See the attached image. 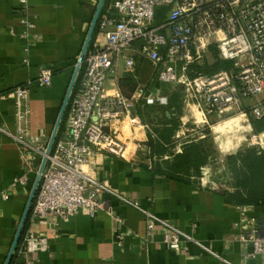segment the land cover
<instances>
[{
  "label": "crops",
  "instance_id": "crops-1",
  "mask_svg": "<svg viewBox=\"0 0 264 264\" xmlns=\"http://www.w3.org/2000/svg\"><path fill=\"white\" fill-rule=\"evenodd\" d=\"M97 2L27 0L24 8L19 0H0V264L8 255L38 166V156L33 154L30 163L25 161L21 146L12 139L14 105L6 95L18 85L33 82L28 95V129L35 142H48ZM23 17L33 26L26 28L20 22ZM93 40L103 43L98 32ZM133 48L125 56L134 59L137 52ZM136 63L134 60L135 71L127 74L124 57L119 58L108 72L105 94H124V78L139 76ZM44 66L52 70L51 83L40 87L34 80ZM157 83L153 76L146 94L156 95ZM186 112L185 121L194 116L201 119L192 103ZM106 129L129 144H139L141 151L147 149L146 128L139 118L123 117ZM217 158L220 156H214ZM95 171L98 180L132 204L100 192V206L93 214L84 208L63 219L50 215L33 218L29 213L9 264H26L27 260L31 264H264L263 255H249L252 244L248 238L264 232V205L236 204L216 187L232 186V181L217 182L209 164L196 181H184L154 172L138 155L129 161L97 152ZM22 176L23 183L12 185ZM141 209L202 242L214 254L192 243L186 249H170L162 242L159 225L147 232ZM27 232L45 237L46 248L21 252Z\"/></svg>",
  "mask_w": 264,
  "mask_h": 264
},
{
  "label": "built area",
  "instance_id": "built-area-1",
  "mask_svg": "<svg viewBox=\"0 0 264 264\" xmlns=\"http://www.w3.org/2000/svg\"><path fill=\"white\" fill-rule=\"evenodd\" d=\"M19 2L26 8L27 0ZM20 22L26 28L33 26L27 17ZM96 25L103 43L89 41L81 59L78 55L76 63L80 60V66L67 99L64 127L57 130L47 154V142H35L28 129V95L33 82L18 85L6 95L13 100L15 130L11 136L21 146L22 157L29 163L33 154L40 160L45 157L29 210L33 218L50 215L63 219L81 208L93 214L100 206V192L132 204L97 179L95 156L105 152L136 160L139 144L121 140L106 127L123 117L137 119L134 110L140 100L147 104L166 102V97L146 94L142 85L129 96L119 91L105 94L108 72L119 58L124 57L127 70L133 68L134 59L125 56L133 47L151 61L159 82L181 84L183 101L196 107L203 124L209 125V118L219 117L223 111L238 112L247 121L264 119V0H104ZM210 47L215 48L219 59L231 63L230 68L187 75L188 65ZM51 76L50 67H41L34 83L48 86ZM247 146L264 151V129L251 131ZM24 179L17 178L12 185ZM2 197L7 198L5 194ZM141 211L147 232L159 225L162 242L170 249H186V244L192 243L214 254L165 220ZM248 238L252 244L249 255L264 256V232ZM46 245L45 237L27 232L20 251L29 254Z\"/></svg>",
  "mask_w": 264,
  "mask_h": 264
},
{
  "label": "trees",
  "instance_id": "trees-1",
  "mask_svg": "<svg viewBox=\"0 0 264 264\" xmlns=\"http://www.w3.org/2000/svg\"><path fill=\"white\" fill-rule=\"evenodd\" d=\"M108 0H105L107 2ZM97 33L95 25L90 42L93 41ZM213 49V61L200 68L202 73H212L220 69H229L231 63L218 58L217 52ZM135 81L128 77L124 78L123 90L124 95L129 96L135 89ZM126 88V89H125ZM179 90L170 94L163 108L162 118L149 130L144 122V113L151 107L154 102L147 104L140 100L135 105V114L147 127L146 145L148 148L147 158L149 168L154 172L166 175L171 178L184 181L197 180L202 175L203 168L208 165L211 145L207 138L198 141L189 140L181 144L179 152L173 151L175 142L173 137L180 126L179 115L181 107L178 101ZM168 113V114H166ZM66 113L60 121L58 132H60L65 123ZM253 131L264 129V119L250 120ZM227 167L231 173L232 186H216L222 192H227L236 204L244 205H264V151L255 147H246L245 149L226 156ZM26 217L24 229L27 223ZM23 233V230H22ZM22 235V234H21ZM21 239V236H20ZM17 242L16 247L19 245Z\"/></svg>",
  "mask_w": 264,
  "mask_h": 264
},
{
  "label": "rangeland",
  "instance_id": "rangeland-1",
  "mask_svg": "<svg viewBox=\"0 0 264 264\" xmlns=\"http://www.w3.org/2000/svg\"><path fill=\"white\" fill-rule=\"evenodd\" d=\"M213 52H215L213 49H208L199 60L190 63L186 70L187 75L192 76L194 72L199 71L202 66L212 62ZM133 57L134 60H137L136 64L138 65V70L140 71L138 72L139 76L133 79L135 81L134 86L136 87L139 84L146 87L151 81V78L154 76V66L151 61L142 57L138 52L134 54ZM133 68L131 70L125 69V73H132L135 71V68ZM155 90H157L156 95L166 98H168L173 92L179 90L178 101L181 107L179 115L180 126L176 130L173 137L175 142L173 151L178 152V150H181V144L185 141H198L204 137L207 138L210 141L209 144L211 145V147L208 148L210 151L208 164L210 165L211 170L215 172V180L221 184H229L232 180L231 173L227 167L226 156L249 147L247 146V137L248 134L253 131L252 125L249 122L250 120H245V118L240 116L238 112L228 113V111H223L219 117L213 116L211 117V121L208 120L209 125L211 126L202 124V119L195 116L193 118L188 117V120L185 121L183 116L188 114L186 109L188 104H191V102L187 104L183 101L181 84H167L160 82L157 83ZM166 102L159 103V105L152 104L151 107L144 113V122L148 126L149 130H152L153 126H156L157 122L161 120L163 108L165 107ZM194 111H197L195 107ZM181 120L185 121V125L181 123ZM145 128L147 132V127ZM137 150L138 157L141 160H145L147 158L148 148L145 151H141L139 149ZM214 156H220V158L214 159ZM198 181H200V179H198Z\"/></svg>",
  "mask_w": 264,
  "mask_h": 264
},
{
  "label": "water",
  "instance_id": "water-1",
  "mask_svg": "<svg viewBox=\"0 0 264 264\" xmlns=\"http://www.w3.org/2000/svg\"><path fill=\"white\" fill-rule=\"evenodd\" d=\"M103 2H104V0H98V2H97V5H96V8H95L93 17L91 19V22H90L88 31L86 33V36H85L83 45H82L81 50H80V53H79L80 59L83 56L84 51H85V49H86V47H87V45H88V43H89V41L91 39V36H92L93 31H94V28H95V25H96V22H97V18H98V15H99V12H100V9H101V6H102ZM79 66H80V60L76 63V65L74 67V70H73V73H72L70 82L68 84V87H67L65 96L63 98L61 107L59 109V112H58V115H57V118H56V121H55L53 130H52L51 135H50V137L48 139V142H47L46 154L49 152V150H50V148L52 146V143L54 141V138H55L56 132L58 130L60 121H61V119L63 117V114H64V111H65V107H66V103H67L68 96H69V93H70V91H71V89L73 87V84H74L75 77L77 75ZM44 162H45V157H42L41 160H40L39 157H36V159H35V163L36 164L39 163L38 170H37V173L35 175V178H34V181H33L32 187H31L30 194H29L28 199H27V202L25 204V207H24V210H23V214L21 216L20 222L18 224V227H17L16 233H15V236L13 238L11 247H10L9 252H8V255H7V257H6L5 261H4V264H9V261H10L11 255H12V252L15 249V246H16V244L18 242V239H19L21 230H22V228L24 226V222L26 220V217L28 215V212L30 210V206L32 204V201H33V198H34V195H35L36 187H37V184H38V181H39L40 173L42 171Z\"/></svg>",
  "mask_w": 264,
  "mask_h": 264
},
{
  "label": "bare ground",
  "instance_id": "bare-ground-1",
  "mask_svg": "<svg viewBox=\"0 0 264 264\" xmlns=\"http://www.w3.org/2000/svg\"><path fill=\"white\" fill-rule=\"evenodd\" d=\"M195 107V106H194ZM196 108V107H195ZM197 110V109H196ZM198 111V110H197ZM201 119H202V117H201Z\"/></svg>",
  "mask_w": 264,
  "mask_h": 264
}]
</instances>
